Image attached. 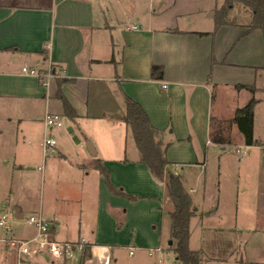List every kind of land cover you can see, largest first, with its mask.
Segmentation results:
<instances>
[{"label": "crops", "instance_id": "1", "mask_svg": "<svg viewBox=\"0 0 264 264\" xmlns=\"http://www.w3.org/2000/svg\"><path fill=\"white\" fill-rule=\"evenodd\" d=\"M217 1L207 8L211 18L189 26L171 16L199 12L204 0H186L182 10L167 16L163 8L150 10V0H0V120L9 121V149L39 140L45 154L41 183L53 194L47 202L42 196L37 213L50 222L51 239L85 238L83 264H153L152 258L165 255L170 238L172 206L164 183L139 162L132 133L122 121L124 96L138 102L160 131L166 170L180 176L189 195L195 189H187L185 181L202 184V205L191 200L203 231L221 204L226 147L237 131L245 145L229 122L252 98L254 147L264 148L254 136L255 107L264 101L262 32L246 33L240 22L212 34L214 10L222 4ZM153 64L163 67L162 78H151ZM23 65L51 69L53 77L44 85L22 73ZM58 93L76 113L74 119L64 114ZM46 115L64 120V126L48 135L53 128L45 124ZM39 121L40 139L31 128ZM0 129L3 134L2 122ZM47 135L55 144L43 152ZM88 140L95 156L84 145ZM98 160L115 187L139 199L110 193L96 169ZM259 172L264 181V169ZM83 251L69 258L35 251L22 261L78 264ZM16 256L21 258L18 248Z\"/></svg>", "mask_w": 264, "mask_h": 264}, {"label": "rangeland", "instance_id": "2", "mask_svg": "<svg viewBox=\"0 0 264 264\" xmlns=\"http://www.w3.org/2000/svg\"><path fill=\"white\" fill-rule=\"evenodd\" d=\"M211 1L204 0V8L201 11L185 14L179 10L184 8L182 5L186 0H150L152 6L150 10L155 8L156 11H160L163 8L165 11L163 16L175 15L179 11L180 15L171 18L176 19L179 24L191 26L195 23H203L208 17L211 18L212 13L207 9ZM189 2L192 4L193 0ZM249 14L248 9L238 8L232 10L230 16L234 15L235 21L245 23ZM0 122L5 129L3 134H0V144L5 148H3L5 155L0 153V218L2 215L6 217L0 225V264H18L16 259L18 244L11 245L10 242L29 240L31 236L36 235V228L28 222V219L30 216H38L37 210L42 196L43 201L47 202L52 198L53 193L47 187L48 184L43 187L41 183L45 154H42L39 140L10 150L12 135L7 132L9 121L1 119ZM61 123L64 126V120ZM42 125L39 121L31 127L32 133L38 134L39 139L43 136ZM11 126L16 129L13 124ZM22 127L23 125L19 126ZM56 129L58 128L48 130L47 134H53ZM254 131L255 139L258 142L264 141V101L255 107ZM241 139L237 131L232 137L231 144L226 147L225 152L229 156V161L226 168L227 176L224 173L220 175L222 190L219 195L221 204L217 217L212 218L205 226L204 235L199 221L193 216L190 219L188 245L191 249L197 250L200 264H264V181H259L262 172L258 173L264 169V148L246 146ZM184 185L187 189H195L194 193H190V197L194 198L195 205L201 206L202 184L191 178L185 181ZM15 208H21L22 217L14 216ZM169 240L171 239L168 236L164 245L165 255L152 258L153 264L162 261L167 264H180L176 260L175 245L174 243L169 245ZM28 247L30 251L28 254H21L22 260L37 251L36 243L33 241L28 243ZM41 253L43 257L44 252Z\"/></svg>", "mask_w": 264, "mask_h": 264}, {"label": "trees", "instance_id": "3", "mask_svg": "<svg viewBox=\"0 0 264 264\" xmlns=\"http://www.w3.org/2000/svg\"><path fill=\"white\" fill-rule=\"evenodd\" d=\"M248 9L250 11L248 20L242 24L247 28L246 33L259 29L262 32L264 42V0H223L222 4L214 10V31L223 25H238L234 15L230 16L235 9ZM209 33H199L206 35ZM163 75L161 65H151L150 76L152 79H160ZM240 87V86H239ZM250 88V87H249ZM62 101L64 114L74 119L76 113L62 96L57 94ZM125 109L122 121L128 125L135 145L139 151V162L145 164L151 174L164 183L166 196L172 206L169 212L170 239L173 240L176 260L180 264H200L197 250L190 249L188 240L190 236V219L195 214L190 195L185 191L181 178L166 170L168 161L166 159V146L162 147L158 139L159 132L149 120V117L142 106L128 96H124ZM255 100L250 99L243 107L236 109L233 118L229 123H234L244 137L247 146L256 144L253 139V106ZM96 169L103 177L104 184L108 191L116 196H121L129 201H136L137 196L125 193L121 188L115 187L110 179L109 173L104 166L96 161ZM85 252L79 258L78 264H83Z\"/></svg>", "mask_w": 264, "mask_h": 264}, {"label": "built area", "instance_id": "4", "mask_svg": "<svg viewBox=\"0 0 264 264\" xmlns=\"http://www.w3.org/2000/svg\"><path fill=\"white\" fill-rule=\"evenodd\" d=\"M135 27V25L131 26V28L133 29ZM21 71L22 73L37 77L44 85H46L49 79L53 77L51 69L40 72L33 68L31 69L26 65H23L21 67ZM162 86L166 87V84H163ZM44 122L48 128H57L62 125L61 120L55 115H46ZM42 141L43 142L41 145L43 152H46L49 147L55 144V140L48 137L44 138ZM236 151L238 152L237 148ZM5 218V215H2V217L0 218V225L3 223V220ZM28 222L36 228V235L29 240H17L16 242H10L11 245H15L16 243L18 244L17 248L20 254L29 253L30 247H28V243L32 241L36 243L37 247H35V250L46 252L53 258H69L73 255V253H80L85 248L84 246L86 244V240L84 237H80L75 241H63L61 243L60 241L51 239L49 236V228L51 224L49 221L43 219L40 215H38L37 217L30 216ZM18 262V264H25V262H23L21 258H19Z\"/></svg>", "mask_w": 264, "mask_h": 264}, {"label": "water", "instance_id": "5", "mask_svg": "<svg viewBox=\"0 0 264 264\" xmlns=\"http://www.w3.org/2000/svg\"><path fill=\"white\" fill-rule=\"evenodd\" d=\"M93 143H90L89 141L86 143V149H87V151H88V153L91 155V156H95V154H96V152H95V149H94V147H93V145H92ZM15 212H14V216L15 217H21V214L18 212L19 210H18V208H15ZM168 244H172V241L171 240H169L168 241Z\"/></svg>", "mask_w": 264, "mask_h": 264}]
</instances>
